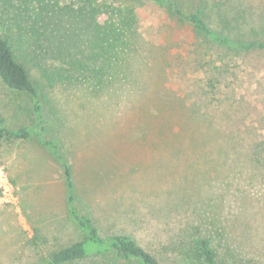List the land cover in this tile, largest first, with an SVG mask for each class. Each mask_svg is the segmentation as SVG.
<instances>
[{
  "label": "rangeland",
  "instance_id": "1",
  "mask_svg": "<svg viewBox=\"0 0 264 264\" xmlns=\"http://www.w3.org/2000/svg\"><path fill=\"white\" fill-rule=\"evenodd\" d=\"M104 1L0 0V35L29 70L80 205L103 237L128 235L165 264H203L202 239L211 241L220 264H264V51L208 46L175 14V8L202 7L213 30L247 40L264 32V0H120L136 21L125 76L151 78L161 99L198 103L213 128L238 136L232 155L219 156L214 145L197 160L173 153V140L167 152L169 143L149 134L148 117L156 110L141 101L151 92L141 98L118 91L116 83L107 91L87 81L51 88L43 78L44 68L90 51L91 6ZM158 69L165 80L152 77ZM130 92L135 105L110 117ZM32 102L0 81V115L9 128L33 126ZM0 163L17 197L15 204L0 197V264H42L82 240L69 217L63 166L47 148L34 139L4 140Z\"/></svg>",
  "mask_w": 264,
  "mask_h": 264
},
{
  "label": "trees",
  "instance_id": "2",
  "mask_svg": "<svg viewBox=\"0 0 264 264\" xmlns=\"http://www.w3.org/2000/svg\"><path fill=\"white\" fill-rule=\"evenodd\" d=\"M30 1V0H25ZM167 5V0H151ZM92 5V2L90 6ZM174 7H178L174 5ZM91 30L93 39L90 51L83 54L80 59L71 58L70 61H61L60 67L53 70L44 68L42 76L47 84L54 88L57 83L85 82L96 87H103L107 91H136L143 98L147 91L151 92L148 99H142V105L147 102L154 103V113H150L151 122L147 131L154 137L168 142L167 152H172V140L177 145L175 154L185 155L195 160L208 157L212 152L209 148L218 145L219 156L232 155V145L237 143L238 136L233 132L222 133L212 127V119L207 113L201 111L198 103L188 107L184 100L180 102L175 98L161 99L162 88L154 85L151 78L126 77V59L136 44V21L132 8L123 5L120 0H105L104 3L91 6ZM175 14L184 19L192 28L196 39L216 46L234 54H244L254 51H264V32L255 33V37L247 40L230 38L217 32L209 25L206 12L198 7L190 12L175 8ZM101 15L104 21L98 20ZM226 22V21H224ZM134 34V37H133ZM259 37V38H258ZM203 46L201 45V48ZM152 77L165 80L162 69ZM71 72L73 77H69ZM0 81L8 89L19 94H26L33 99L32 110L34 124L30 128H9L7 121L0 115V142L4 140L30 141L34 139L41 147L47 148L51 154L62 164L67 190V203L69 217L72 223L82 232V240L52 253L48 260L42 264H75L86 260H110L122 264H165L160 262L152 253L141 247L128 235L114 234L103 237L100 234L91 215L80 205V198L75 191L72 168L66 157L60 151L62 142L52 135L51 122L47 120L44 107L40 100L37 88L31 81L27 67L20 62L6 38L0 35ZM135 95V93H133ZM133 94L126 95L121 105L113 106L115 115L123 111L120 106L133 107L135 103L130 99ZM187 97V96H186ZM185 97V98H186ZM146 102V103H145ZM142 110V109H141ZM143 117L146 113L142 110ZM121 115V114H119ZM238 145L234 144L236 148ZM234 151V149H233ZM1 197V193H0ZM38 237H34L36 243ZM199 259L203 264H220L217 254L209 239L198 241Z\"/></svg>",
  "mask_w": 264,
  "mask_h": 264
},
{
  "label": "built area",
  "instance_id": "3",
  "mask_svg": "<svg viewBox=\"0 0 264 264\" xmlns=\"http://www.w3.org/2000/svg\"><path fill=\"white\" fill-rule=\"evenodd\" d=\"M1 166L2 165L0 163V193L2 200H7L8 204H15L17 202V197L14 196V187L5 173L4 168Z\"/></svg>",
  "mask_w": 264,
  "mask_h": 264
}]
</instances>
